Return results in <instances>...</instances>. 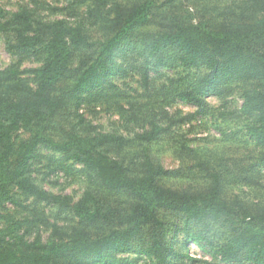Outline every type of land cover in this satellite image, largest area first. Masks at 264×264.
I'll list each match as a JSON object with an SVG mask.
<instances>
[{
  "label": "trees",
  "instance_id": "trees-1",
  "mask_svg": "<svg viewBox=\"0 0 264 264\" xmlns=\"http://www.w3.org/2000/svg\"><path fill=\"white\" fill-rule=\"evenodd\" d=\"M259 3L263 15L250 25L226 22L222 27L211 26L166 14L159 20L161 25L153 37L151 54L153 64L158 67L207 70L197 81L175 91L176 98L200 108L205 106L206 97L221 96L232 83H252L255 88L245 92L242 111L255 118L246 130L261 148L259 160L264 166V0ZM154 5V0H143L129 10L118 11L109 26L113 28L111 37L99 43L95 59L77 69L73 83L60 95L56 88L70 76L75 52L96 43L89 41L82 27H70L64 21H35L26 9L8 21H0V32L16 33L17 43L13 48L42 47L45 53L44 63L38 68L23 72L0 70V91H4L0 94V208L14 201L12 192L17 188L26 196L72 210L84 225L75 229L67 240L29 242L19 237L13 244H0V264H94L112 260L114 254L128 253L145 254L160 264H170L176 252L167 242L172 226L168 215L183 220L178 232L185 233L187 242L205 244L225 264H264V213L249 214L227 202L222 197L219 179L203 192L174 190L161 183L162 179L173 176L174 171L151 157L143 161L139 173H133L109 154L107 147L126 145L123 136L84 135L73 126L63 140L55 141L47 131L48 121L57 117L68 104L67 99H74L78 110L85 96H93L96 90L106 87L111 77L122 69L116 63L120 42L132 29L152 23ZM0 14H4L1 7ZM172 50L177 54L173 58L167 56ZM24 72L34 76L38 88L14 100L11 97L16 88L14 83ZM23 130L30 132L31 138L17 147L14 136ZM166 130L154 123L150 132L138 138L150 143ZM42 145L83 165L103 187L129 199V208L121 212L107 207L91 190L71 204L70 197L42 189L28 174L29 163ZM113 222L118 226L94 238L87 232L89 225ZM213 223L226 224L227 229L231 228L230 233L222 235L219 230L213 233ZM3 234L5 231L0 230V239Z\"/></svg>",
  "mask_w": 264,
  "mask_h": 264
},
{
  "label": "rangeland",
  "instance_id": "rangeland-1",
  "mask_svg": "<svg viewBox=\"0 0 264 264\" xmlns=\"http://www.w3.org/2000/svg\"><path fill=\"white\" fill-rule=\"evenodd\" d=\"M104 1H107V3ZM143 0H1L0 21L26 9L35 21L52 23L64 21L70 27H82L93 44L91 48L75 52L71 73L56 91L66 93L78 74L77 69L89 64L98 54V45L113 33L112 25L118 11L131 9ZM153 21L149 25L132 29L120 42L116 63L122 69L111 77L109 84L85 96L78 110L73 100H66L57 117L48 121L52 139L61 141L72 127L84 135L114 134L123 136V148L107 147L109 154L122 161L133 173L141 171L142 163L151 157L174 175L161 183L174 190L191 193L207 191L217 179L221 183L222 197L249 214L264 213V166L260 164L261 148L247 133L246 126L254 121L243 113L245 92L255 88L249 82L230 84L221 96H208L200 108L175 97L176 89L188 86L207 74L204 68L189 70L184 67H158L151 54L153 37L162 17L176 15L188 17L193 23L224 26L226 22L250 25L263 15L260 0H154ZM34 27L38 25L34 23ZM17 43L15 32H0V70L26 71L40 67L45 60L42 47L32 50L13 48ZM177 55L174 50L167 56ZM149 59V60H148ZM150 64H148V61ZM11 97L17 100L35 92L38 82L24 72L14 83ZM23 91H19V90ZM1 92L4 91H0ZM158 123L167 130L150 143L138 136L150 132ZM65 135V136H64ZM31 133L20 131L14 136L17 144L28 141ZM28 174L45 191L56 196H68L71 204L79 201L91 190L107 206L123 212L129 208V199L103 187L95 174L71 159L44 145L39 146L28 166ZM12 202L0 208V230H4L0 244H13L19 237L26 241L44 242L67 240L73 231L84 227L80 219L68 208L53 202L37 200L13 188ZM172 221L167 242L176 255L170 264H225L215 258L204 244L187 242L184 232H178L183 220L168 215ZM118 226L94 224L87 227L91 237ZM213 233H230L226 224L213 223ZM226 227V228H222ZM212 233V234H213ZM93 264V263H85ZM94 264H160L145 254H114L112 260ZM238 264V263H233ZM251 264V263H242Z\"/></svg>",
  "mask_w": 264,
  "mask_h": 264
}]
</instances>
